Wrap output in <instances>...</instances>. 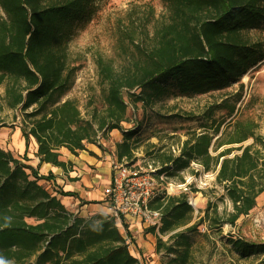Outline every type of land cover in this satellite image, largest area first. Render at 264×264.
Segmentation results:
<instances>
[{"label": "trees", "instance_id": "obj_1", "mask_svg": "<svg viewBox=\"0 0 264 264\" xmlns=\"http://www.w3.org/2000/svg\"><path fill=\"white\" fill-rule=\"evenodd\" d=\"M89 2L0 0V85L6 86L9 108L21 107L25 112L33 108L25 114L31 127L23 129V136L26 146L30 138L36 141L41 163L64 168L61 148L77 155L87 144H94L100 133L107 136L120 129L128 112L124 91L141 90L130 94L134 105L160 100L168 93L163 83L169 80L183 93L204 94L229 87L264 58L261 44L249 37L251 31L264 29V0H165L168 16L155 27L153 46L142 49L130 69L117 72L99 60L100 76L107 85L105 110L86 120L74 101L61 102L73 87L76 72L62 44L64 29L85 13ZM135 133L124 131L122 141L116 143L120 162L133 158ZM252 136L236 135L220 142L215 151ZM211 143L208 135L195 137L186 142L179 158L169 157L164 164L175 161L177 165L186 159L185 165L198 161L205 171H217V183L224 186L232 212L224 219L217 209L208 210L205 220L221 230L224 224L234 226L240 218H250L258 196L264 193V155L247 146L212 156ZM234 150L242 152L230 157ZM40 179L34 168L0 149L1 262L141 264L111 215L82 218L69 212L58 193H50ZM150 207L162 211L159 233L172 241L169 245L158 238V251L166 249L175 256L164 264H194L188 257L187 233L196 226L177 231L193 218L187 195L162 194ZM126 231L129 236L128 226ZM230 242L242 259L259 255L258 264H264L263 242L242 237Z\"/></svg>", "mask_w": 264, "mask_h": 264}, {"label": "rangeland", "instance_id": "obj_2", "mask_svg": "<svg viewBox=\"0 0 264 264\" xmlns=\"http://www.w3.org/2000/svg\"><path fill=\"white\" fill-rule=\"evenodd\" d=\"M0 14H3L1 8ZM167 16L165 0H90L85 13L71 20L64 29L66 38L62 45L68 53L70 66L75 67L76 72L73 87L61 102L74 101L86 120H91L95 113L102 114L107 85L100 76L99 60L110 64L117 72L130 69L133 61L138 60L140 51L153 46L154 29ZM249 37L259 42L264 52V29L251 31ZM163 85L168 88V93L151 105L132 103L130 94H138L140 89L123 92V99L128 104L124 123L131 125L128 130L136 133L132 139L133 158L124 159L122 163L140 171L155 169L157 176H163L174 184L191 182L188 196L192 195L197 206L192 221L177 231L196 226L194 231L187 233L188 257L194 264H258L262 256L242 259L230 241L242 237L264 243V225L257 227L255 224L258 217L264 216V211L259 210L248 219L241 218L234 226L227 223L221 230L211 228L212 220H205L208 210L212 213L217 209L224 219L227 213L232 212V203L224 186L217 183V171H205L198 161L185 165L186 159L177 165L175 161L164 163L169 157L179 158L186 142L201 135L212 138L209 148L212 156L227 149L247 146L264 155V58L224 89L186 94L174 87L172 80ZM5 91L6 86L1 84L0 149L27 164L26 153L18 155L19 141L25 140L23 129L31 127L25 114L32 112L33 108L26 112L21 107L9 108ZM126 128L121 124L118 130L123 135ZM240 134L242 137L245 134L253 136L241 144L224 145L215 151L220 142H227ZM99 136L94 144H87L86 149L97 147L110 156L117 154V150L115 153L105 141L107 136L102 133ZM30 143H34L33 138H30L28 146ZM241 152L234 150L230 157ZM28 222L35 224L33 219ZM121 233L127 235V231ZM139 234L144 241L141 253L138 252L141 255L134 253L141 264H164L175 257L166 249L158 251L160 236L157 232L139 228ZM138 235L133 237L138 239ZM161 236L164 242L172 244L169 235ZM0 264L11 263L0 261Z\"/></svg>", "mask_w": 264, "mask_h": 264}, {"label": "crops", "instance_id": "obj_3", "mask_svg": "<svg viewBox=\"0 0 264 264\" xmlns=\"http://www.w3.org/2000/svg\"><path fill=\"white\" fill-rule=\"evenodd\" d=\"M107 138L105 141L110 147L112 146V150L116 153V143L122 141L123 135L118 129H115ZM19 148L18 155L22 152V155L26 153L27 164L34 168L39 178H41L39 183H49L50 186L47 187L58 193L57 197L69 212L82 218H90L97 214L110 215V206L103 191L111 183L112 164L117 160V154L110 156L108 152L97 147H87L86 150L73 155L66 148H61L59 150L60 160L65 163V167L62 168L41 163L40 158L37 156L38 145L35 140L34 143H30L28 149L26 141L21 140L19 141ZM259 210L264 211V193L258 196L256 207L252 210L250 216ZM139 228L143 227L139 224L128 226V232L131 235L129 237L132 239V244H134L133 248L129 250L138 260V256L141 255L138 252L142 249L140 247L144 242L142 235H138ZM133 234L138 235V239L133 237Z\"/></svg>", "mask_w": 264, "mask_h": 264}, {"label": "built area", "instance_id": "obj_4", "mask_svg": "<svg viewBox=\"0 0 264 264\" xmlns=\"http://www.w3.org/2000/svg\"><path fill=\"white\" fill-rule=\"evenodd\" d=\"M126 122V121H125ZM127 131L131 125L122 123ZM191 182L174 184L165 180L163 176H157L156 170L140 171L129 164L116 160L112 164V179L103 193L110 208V215L115 219L118 228L125 233L130 224H139L144 229L154 228L160 237L159 229L162 226V211L154 210L150 203L158 196L187 195L188 203L195 209L197 206L192 195H189ZM52 194L49 183L42 184ZM257 227L264 225V216L255 220ZM128 248H133L132 239L124 236Z\"/></svg>", "mask_w": 264, "mask_h": 264}]
</instances>
